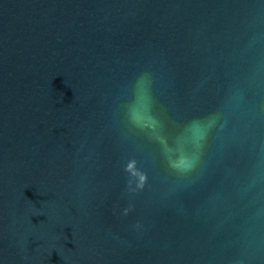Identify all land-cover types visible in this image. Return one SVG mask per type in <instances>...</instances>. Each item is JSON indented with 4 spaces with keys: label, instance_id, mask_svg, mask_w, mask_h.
I'll list each match as a JSON object with an SVG mask.
<instances>
[{
    "label": "water",
    "instance_id": "obj_1",
    "mask_svg": "<svg viewBox=\"0 0 264 264\" xmlns=\"http://www.w3.org/2000/svg\"><path fill=\"white\" fill-rule=\"evenodd\" d=\"M0 264H264V0H0Z\"/></svg>",
    "mask_w": 264,
    "mask_h": 264
}]
</instances>
